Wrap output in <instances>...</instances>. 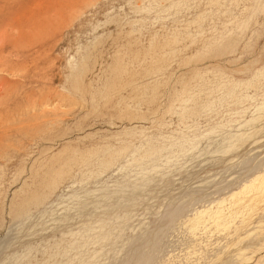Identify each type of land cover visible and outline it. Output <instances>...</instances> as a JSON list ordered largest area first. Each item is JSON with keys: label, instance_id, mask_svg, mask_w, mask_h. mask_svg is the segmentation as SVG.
Wrapping results in <instances>:
<instances>
[{"label": "rangeland", "instance_id": "rangeland-1", "mask_svg": "<svg viewBox=\"0 0 264 264\" xmlns=\"http://www.w3.org/2000/svg\"><path fill=\"white\" fill-rule=\"evenodd\" d=\"M0 264H264V0H0Z\"/></svg>", "mask_w": 264, "mask_h": 264}]
</instances>
